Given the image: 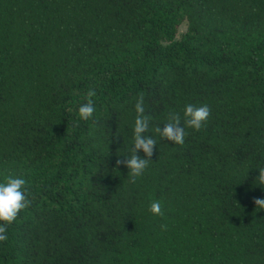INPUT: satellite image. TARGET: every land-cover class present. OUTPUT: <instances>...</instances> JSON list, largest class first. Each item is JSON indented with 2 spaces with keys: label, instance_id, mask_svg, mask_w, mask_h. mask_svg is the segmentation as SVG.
<instances>
[{
  "label": "trees",
  "instance_id": "16d2710c",
  "mask_svg": "<svg viewBox=\"0 0 264 264\" xmlns=\"http://www.w3.org/2000/svg\"><path fill=\"white\" fill-rule=\"evenodd\" d=\"M140 94L157 144L131 183ZM188 104L206 126L161 138ZM260 167L264 0H0V182L32 200L0 264H264Z\"/></svg>",
  "mask_w": 264,
  "mask_h": 264
},
{
  "label": "clouds",
  "instance_id": "9594fccd",
  "mask_svg": "<svg viewBox=\"0 0 264 264\" xmlns=\"http://www.w3.org/2000/svg\"><path fill=\"white\" fill-rule=\"evenodd\" d=\"M96 92L89 89L87 93V102L79 107V116L82 120L92 119L95 112L93 97ZM137 113L134 125V143L131 154L126 159H118L117 166L123 165L129 169L128 175L130 182L135 183L136 179L141 177L148 168L150 161L155 155L157 141L151 136L146 135L149 132L151 117L145 115L144 96L140 94L136 103ZM211 116L210 107L205 104L202 106L186 105L183 114L170 112L167 116V122L164 127H157L155 131L161 138L174 144L183 145L184 138L187 135L185 127L192 128L195 131L202 130ZM144 153V157L140 152ZM259 175L255 183L264 186V167L258 169ZM27 181L19 177H8L6 182H0V242L7 241V226L14 223L19 214L31 206L32 200L29 199V193L26 188ZM256 207L264 209V198H254ZM150 211L153 215L164 217L165 213L159 201H154L150 205ZM162 231H167V224L161 225Z\"/></svg>",
  "mask_w": 264,
  "mask_h": 264
},
{
  "label": "rangeland",
  "instance_id": "374dc122",
  "mask_svg": "<svg viewBox=\"0 0 264 264\" xmlns=\"http://www.w3.org/2000/svg\"><path fill=\"white\" fill-rule=\"evenodd\" d=\"M185 26H186L185 23H183L182 25H180V27H179V33H181L185 29Z\"/></svg>",
  "mask_w": 264,
  "mask_h": 264
}]
</instances>
